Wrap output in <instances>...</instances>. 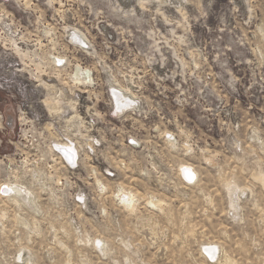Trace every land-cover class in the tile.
I'll return each instance as SVG.
<instances>
[{
	"label": "rangeland",
	"instance_id": "obj_1",
	"mask_svg": "<svg viewBox=\"0 0 264 264\" xmlns=\"http://www.w3.org/2000/svg\"><path fill=\"white\" fill-rule=\"evenodd\" d=\"M0 114V264H264V0H0Z\"/></svg>",
	"mask_w": 264,
	"mask_h": 264
},
{
	"label": "bare ground",
	"instance_id": "obj_2",
	"mask_svg": "<svg viewBox=\"0 0 264 264\" xmlns=\"http://www.w3.org/2000/svg\"><path fill=\"white\" fill-rule=\"evenodd\" d=\"M77 69H78L77 72H79V68L78 67H77ZM74 71L75 70H73V72ZM83 71H84V69H83ZM83 71L81 69L80 72H83ZM66 150H64V149L62 150L63 154L66 155L69 159L72 160V157H71L72 153L70 151H68V150L66 151ZM180 168H181V171L183 172L182 174L191 183L193 181V179L195 178L196 174H197L195 172V170L189 165H180ZM191 184H192V186L194 185L193 183H191ZM5 189H7V191L10 194L15 193L20 198H22L23 200H26V202H28L29 204H32L34 206V204H35L34 197L28 190H26V188L21 187V186H17V185H11L9 187L5 186ZM122 190H124V189L122 188ZM122 194H124V195H122ZM117 201H119L121 204H124L126 206H128V205L132 206L133 205L131 209L134 208L135 202H136V200L134 199V196L131 194V192H124V191L123 192L118 191V193H117ZM149 203H153V202L150 201ZM158 207H159V205H158ZM202 249L206 253V255L209 256V258L214 259L216 257L217 247L215 245H212V244L208 243L205 246H203Z\"/></svg>",
	"mask_w": 264,
	"mask_h": 264
},
{
	"label": "built area",
	"instance_id": "obj_3",
	"mask_svg": "<svg viewBox=\"0 0 264 264\" xmlns=\"http://www.w3.org/2000/svg\"><path fill=\"white\" fill-rule=\"evenodd\" d=\"M81 69H83V68L80 67V71H81ZM74 75L72 76V80L73 81L75 80L74 82H79L80 81L79 85H81L84 88L92 87V82H91V80H89L88 71L86 69H84L83 72H78V73L75 70ZM1 123H2V116L0 114V124ZM64 159H65L66 164L69 165V166H73L76 163V157L75 156H74V161L69 159L66 155H65ZM74 167L75 166H73V168ZM185 183H187L189 186H191V184L188 181H186V180H185ZM11 195H14V194H11Z\"/></svg>",
	"mask_w": 264,
	"mask_h": 264
}]
</instances>
